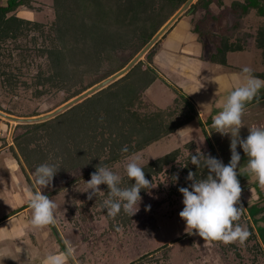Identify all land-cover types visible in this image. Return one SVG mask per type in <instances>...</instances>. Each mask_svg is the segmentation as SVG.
Returning a JSON list of instances; mask_svg holds the SVG:
<instances>
[{
	"label": "rangeland",
	"instance_id": "374dc122",
	"mask_svg": "<svg viewBox=\"0 0 264 264\" xmlns=\"http://www.w3.org/2000/svg\"><path fill=\"white\" fill-rule=\"evenodd\" d=\"M32 1L34 4L33 9L27 6H21L16 13L22 18L34 20L40 25L23 30L16 39L10 38L0 42V72H2L1 74L3 76H0V107L5 113H7L6 111L11 115H15L16 113L15 116L34 113L44 115L52 112L56 109V106L59 107L68 102L64 101L74 91L82 89V87L84 88L90 82H95L102 78L110 68L112 64L111 60H115L112 57L117 55L119 57L118 60L122 61L127 59L131 52V49L123 51V49L116 48L112 52V57L106 53H101V59L97 60L95 58L94 62H91V59L94 58L92 54H90L92 57L89 60L88 57L84 56L80 59L78 55L74 57L72 54L70 61H72L73 65L76 64L79 67L81 64H84L88 68L98 66L101 71L96 72L95 70L93 74L86 75L78 84H72V87L71 83H69L68 87H63L59 83H55L54 81H58L55 76L54 81H47L46 76L49 73H53V69H50L51 57L49 50L56 45V31L53 28L56 20L55 3L54 0ZM231 4L232 0H223L221 4H218L217 1L213 3L214 16L216 17L220 14L217 18L222 21L212 20V18L207 17L208 22H205V28H199L203 32L201 37L202 43H206L203 59L205 63L203 61L202 66L197 63L195 65L196 61L192 64L188 60V56H185L181 52V47L183 46L182 41H184L185 37L190 36L188 34L194 26L193 21L188 19L189 16H192L193 19L192 13H183L178 19V22H175L157 41V46L150 53L152 59L158 54L156 59L162 57L166 61H163V63L169 65V67H164L163 64L156 63L155 60L149 62L147 60V52L141 58V66L144 70L147 68L154 70L156 80L149 86H142L137 97L132 100V103L125 104V112L121 114L116 113L119 117H116L117 115L114 114L113 118L112 114L108 112L106 114L102 109H104L105 103L118 107L120 101L114 98L109 93L110 91L101 94L95 104L102 109L98 113L91 109L93 112L91 113L99 117L98 120L95 119V126L93 125L90 130L92 132L90 136H87L82 131L83 127L85 128L92 121V118L89 116L90 111L87 112L85 109L78 110L76 108L71 111L67 119L58 121L59 123L52 122L53 125L50 122L48 125L40 126L33 132H30L31 129L29 127H16V122L1 117L5 120V130L13 131L15 136L25 133H28V136H32L30 138L31 141L28 140L27 142L30 146V150L27 153L32 154V149H36L34 154H32L34 160L36 158H44V163L47 162L59 168V171L54 176L55 179L53 178V186L43 188V193L45 194V191L49 189L50 191L53 190L56 195L63 197L62 199L57 198L58 201L56 199L54 201L57 205L55 209L57 223L43 228H35L31 225L30 219L27 221V225H19L20 232L12 234L11 236L9 235L10 240L5 241L6 250L9 253L4 261H0V264H44V259L47 254H58L65 251L64 239L69 240L72 246L77 239L81 241V233L83 230L81 232L80 230L72 231V229L68 228V231H66L60 223L61 221H65L63 215L68 213V211L61 210L66 205L72 207L73 214L70 218H68L69 216L66 217L68 218V226H70V223L76 224L77 226V222L91 221L92 226H94L92 227L93 229L96 227L98 231L106 230L112 238L118 241L117 247L119 250L116 253L120 254L124 261L129 258H134L131 259L133 260L132 264H228L227 257L229 254H233V258L230 255L232 264H242L243 262L245 264L244 259H247L249 255L245 246H237L240 250L237 249L238 251L236 250V253L232 252L231 243L226 245L220 242L218 244L219 247H216L215 244L217 241L203 240L199 235H190L185 230V221L179 216V212L183 209L184 205L182 203V193L178 189L180 187H188L191 183V181L186 180L188 172L192 171L198 179H202L207 176L205 171H208L203 166V161L198 168L191 164L190 154H195L196 150H200L205 155L210 154L221 160L220 155L225 158L223 152L228 141V135L224 137L220 134L218 135V132L215 130L211 131V124L208 123L209 119L201 120L192 101L179 91V81L181 75H184V72L179 73V65L184 63L193 71L198 70L200 72V79L203 82L206 81L205 85L208 89L211 87L212 91L213 89L220 90V94L217 93L218 95H216L219 99L218 105H216L218 108L213 109L215 112L213 114L221 111L220 109H222L223 104L226 102L229 93L244 82V74L242 73L244 67H249L252 70V75L264 81V35L261 33L260 40L263 44L261 43L260 45L262 46L260 47L250 41L244 43L243 36L246 31L240 25L241 22L246 24L250 29L252 28L253 33L247 31L245 36L247 38L251 34H255L257 29L263 28L264 15H262L263 18H258L256 9H252L244 16L245 18H242L231 29L232 24L237 20L235 18L236 15L231 13V17L229 18L228 10L224 9L225 6ZM198 14L199 17L206 15L203 9ZM158 19L160 20V17ZM73 36L77 38V34ZM224 38L229 43H234L236 48L238 44H241L243 47H239L238 49L234 48L235 50L233 51L230 49L218 55V45ZM77 39H79L78 43L82 40L80 46L85 49L89 47L90 41H83L87 39L85 36L80 35ZM89 53H91V50H89ZM198 56L200 58L202 57L200 53ZM200 58L199 60L202 61ZM79 59L80 61H78ZM93 63L95 64L91 66ZM159 71L162 74L158 73ZM6 73L7 75H4ZM8 77L14 78L11 85L6 83ZM263 93L264 87L258 91L255 98ZM259 102H264V98L251 105H247V107L245 106V108L248 109L251 106L259 104ZM92 103L90 102L84 107L87 109L91 105L90 107L92 108L94 106ZM209 115L211 114L208 113L207 116ZM150 117L164 120L165 125L162 128L163 130L167 129L169 131L163 133L161 128L153 130L158 135H161L160 139L142 149H136L138 135L135 133L131 135V140L124 139L123 141V147L127 146L128 151L122 152L118 157H112L110 159L111 147L107 143L105 144V140L113 137L118 142L122 141L123 136L128 134L130 128H134V125H139V123L146 124L148 121L147 118ZM187 119L192 120L185 122L181 126L180 131H178L180 128H176L174 131L168 128H175V124ZM258 123L254 122V124L259 125ZM66 126L68 127V131H65ZM260 126H264L263 121ZM79 131H82L83 134ZM67 134L70 135L69 139L67 137V139L64 138ZM248 134V128L244 130L242 126L240 136L246 138ZM21 140L22 143L25 142L24 138ZM81 141H86L85 148L87 150L81 147ZM16 145L22 160L31 171L33 169L34 173L32 172L31 175L35 178L37 161H33L34 165L32 167L29 166L23 150H21L18 144ZM228 146L225 151H228L231 156V152H229L230 142ZM90 147H93V149L90 150ZM85 150L86 162H84L83 167H81L80 163L77 164L79 165L78 167H73L75 161H78L79 155L81 157V151L85 152ZM237 151L241 155V160L246 162H242L243 164L240 168L246 166L248 157L239 146ZM9 153L13 154V152L8 151L7 155ZM75 155H78L77 159ZM135 158H139L138 163L142 168L148 164H154L156 166V172L147 178L149 181H152L153 187L150 190L141 189L140 204L137 203L135 206H139V210L133 216L125 213L122 209L117 216L111 217L107 214V210L103 209V201L108 198L107 186L100 185L102 191L96 197L94 196L89 200L88 194L82 192L86 188L84 181L91 178V173L96 171V167L107 166L121 177L120 187H129L128 185L132 180L127 177L125 167L130 160ZM160 160L161 164L159 162ZM78 162L81 161L79 160ZM3 163L0 160V177L3 176L1 184H6V188L12 189L15 185L13 182L14 175L8 171V167ZM239 169L237 168V178L240 182L242 192L237 207H241V210H247L249 213H254L253 216L258 219L257 217L262 211L257 212L258 209L256 207L259 203L264 202V187L261 190L258 187L255 189L258 193L256 196L259 197L256 203H243V197H246V191L244 190L248 188H244L243 186H247L251 182L256 185L258 181L254 174L250 173L247 168ZM24 174L26 172L21 170L18 175L24 177ZM1 196L2 191H0ZM68 199L72 202H68ZM146 208L149 210H145ZM82 209L86 213L87 218H84L85 220L80 217V214L83 212ZM236 223L242 225V216ZM57 224L59 227H63H60L61 233H64L63 237L58 233L59 229ZM111 227L118 228V230L114 231ZM111 230L113 231L112 233H110ZM94 234L91 236V250H87V252L95 253L93 245L95 248L101 247L98 243V237H95ZM33 239L38 241L39 248L31 245ZM130 239L132 243L127 242ZM86 247L83 244H81L79 249L74 247V255L77 257L83 251V248ZM214 247L216 250H214ZM255 249H257V246H255ZM221 254L223 257H221ZM82 263L86 264V261H80V264ZM67 264H76V262L69 257Z\"/></svg>",
	"mask_w": 264,
	"mask_h": 264
},
{
	"label": "trees",
	"instance_id": "16d2710c",
	"mask_svg": "<svg viewBox=\"0 0 264 264\" xmlns=\"http://www.w3.org/2000/svg\"><path fill=\"white\" fill-rule=\"evenodd\" d=\"M187 1L188 0H54L56 9V20L53 28L56 31V45H54L49 50L51 57L50 69H53V73H49L48 76H46L47 81H54L55 76L56 80H58L57 82L54 81L55 83H59V85L63 87H68L69 83H71L72 87V84H78L86 75L93 74L95 70L96 72L101 71L98 66L88 68L87 65L85 66L84 64H81V66L79 67H77L76 64L73 65L72 61H70L72 54L74 57L75 55H78V58L80 59H82L84 56L88 57V60L90 59V57L94 56V58L91 59V62H94L95 58L97 60L101 59V53H106L110 57H112V52H114L116 48L123 49V51L131 49L129 57L125 60H118L119 57L117 55L115 57H112L115 60H111L112 64L107 70V72H105L102 78L98 79L95 82H90L84 88L82 87V89L74 91L72 95L67 98L64 102L69 101L74 97L82 94L94 85L102 82L106 78L123 69L154 37V35L161 29V27ZM216 1L218 4L223 3V0H197L186 11V13L191 12L193 15L192 21L194 23V26L192 27V31L198 34L200 40H202L201 37L203 33L200 31V29L202 27L205 28V22H208L207 17L212 18V20H219V18L217 17H219L220 14L215 17L212 8L213 3H215ZM21 6H27L32 9L34 8L32 0H0V42L10 38L16 39L23 30L29 27L40 25L34 20L18 16L16 11ZM201 9L205 11L206 15H202L201 17H199L198 13ZM224 9L228 10L227 12L229 18L231 17V13L236 15L235 18L237 20L231 26V29H233L238 24V22L252 9H256L258 15H264V0H232V4L229 6H225ZM159 17L160 20L158 19ZM260 31V33L264 35V27L261 28ZM74 34H77V38H79L80 35L85 36L87 39L83 41H90L89 47L85 49L84 47L80 46L82 40L78 43L79 39L75 38V36H73ZM157 43L158 42H156L146 54L147 60L149 62H152L153 60L151 58L150 53L153 49H155ZM261 43L262 42H260L259 44ZM74 45L75 47H73ZM204 46L206 47V43H204ZM234 48H236L235 44L229 43L224 38L218 45V55L227 52L230 49L233 50ZM89 50H91V53H89ZM90 54H92V56ZM80 59L78 61H80ZM95 63L91 64V66H93ZM141 65L142 60H139L124 76L110 83L108 86L103 87L99 91L91 94L90 96L73 105L71 108L57 114L54 117L37 123H19L17 124V127H29V129H31L30 132H33L40 126L48 125V123L50 122L51 124L52 122L59 123L58 121L67 119V117L70 116L71 111L77 108L78 110L85 109L87 112L90 111L89 116L92 118V121L88 123L87 126L84 125L85 128L83 127L82 130L86 133L87 136H90L92 134L90 130L92 129L93 125L95 126V121L98 120L99 117L98 115L95 116L94 114H92L93 112L91 111V109L93 111H96L97 113L100 109H102L101 107L95 104L98 101L97 99L100 98L101 94H104L106 91H110L109 93H111L114 98H117L120 101L118 107H114L105 103L104 109H102L106 112V114L107 112L112 114V117L114 118V114L117 115V112L120 114L125 112V104L132 103V100L137 97V94L141 90L142 86H149L152 82L156 80V74L153 72L154 70H151V68H147L146 70H144ZM1 73L2 72H0V76H2ZM4 75H7V73ZM13 80V77H8L6 83L11 85V82ZM90 102H93L92 104L94 106L91 108L90 105L86 109L84 106H86ZM57 107L58 106H56V108ZM0 110L4 111L1 107ZM6 112L9 113L8 111ZM37 115L39 116L40 114H21L18 116L33 117ZM116 117L119 116L117 115ZM154 118H147V120L149 121L150 119V121H147L148 123L146 122V124L139 123V125H134L135 129L130 128L128 134H125L123 136L124 138H122V141H120L121 143L116 141L117 139L113 137L108 139L109 141L105 140V144L107 143V145L111 147V156H109L110 159H112V157L116 158L122 153L121 149L123 148L124 139L131 140V135H134L135 133L138 135V145L136 146V149H142L145 146L160 139L161 135H158V133L154 132L153 130L159 128L163 130L162 126L165 125V122L164 120H158ZM80 120L83 121L82 118H80ZM190 120L192 119H187L180 123L178 122L177 124H175V128H168L174 131L176 128L181 127L185 122ZM208 123L212 124V120L209 119ZM66 130L68 131V127L65 129V131ZM82 131L79 132L82 133ZM166 131L169 130L164 129L163 133ZM80 133L79 135H81ZM20 135H16L15 140L21 150H23L25 156L27 157V162H29L28 165L32 167L34 165L33 161H37V166L43 164L44 158H36V160H34V158L32 157V154H34L36 149H32V154L27 153V151L30 150V146L27 142L28 140L31 141L30 138L32 136H28V133ZM69 136L70 135L67 134V136H65L64 138L69 139ZM21 137L24 138V143L21 142ZM80 145L84 149L86 147V141H83L82 144L80 143ZM85 149L87 150V148ZM92 149L93 147H90V150ZM86 150L85 152L81 151V157L79 155L78 159V161L80 160L81 162L75 161L73 167H78L79 165L77 164L79 163L81 167H83L84 162H86ZM75 156L77 159L78 155ZM159 162L161 164V160ZM155 167L156 166L154 164H148L146 166H143L146 178L152 176L153 173L156 172ZM205 172L208 175V171ZM132 183H134V181H131L128 186L130 187ZM256 208L258 209V211L256 210L257 212H263L264 204L262 206L257 205ZM251 214L253 215L254 213L251 212Z\"/></svg>",
	"mask_w": 264,
	"mask_h": 264
},
{
	"label": "clouds",
	"instance_id": "9594fccd",
	"mask_svg": "<svg viewBox=\"0 0 264 264\" xmlns=\"http://www.w3.org/2000/svg\"><path fill=\"white\" fill-rule=\"evenodd\" d=\"M242 73L244 82L229 93L222 110L213 118L211 124V131L215 130L221 136L230 137L229 163L224 164L222 160L196 150L195 154H190V162L198 168L203 161V166L208 169V175L206 178L198 179L194 172L189 171L186 180L191 183L188 187L178 189L183 196L184 207L179 216L185 221V230L189 234L199 235L203 240L219 241L226 245L236 241L244 243L250 236L246 227L236 223L242 215L241 207H237L242 192L237 178V168L241 160V155L237 151L238 146L248 157L247 170L254 174L258 184L264 187V126L248 127L247 137L240 136V129L244 126L242 115L245 105L264 87V81L252 75L249 67H244ZM121 151L127 152V146ZM138 159L130 160L125 167L127 177L134 181L130 187H120L121 177L107 166H99L91 173V178L84 181L86 188L82 192H86L88 199L91 200L102 191L100 185H106L108 198L103 201V209L107 210V214L115 217L123 209L125 213L133 216L139 210V206H135L137 203L140 204L141 189L150 190L153 187ZM58 171L57 166L48 163L40 164L35 170L33 184L38 187L27 193L28 206L32 213L30 223L35 228L57 223L55 218L57 205L40 191V188L49 187ZM63 243L65 251L60 254H47L44 264H67L69 257L75 260L71 242L64 239Z\"/></svg>",
	"mask_w": 264,
	"mask_h": 264
},
{
	"label": "crops",
	"instance_id": "0c3cea01",
	"mask_svg": "<svg viewBox=\"0 0 264 264\" xmlns=\"http://www.w3.org/2000/svg\"><path fill=\"white\" fill-rule=\"evenodd\" d=\"M243 18H245V17H243ZM258 18H263V16L258 15ZM188 19L190 21H192V16H189ZM256 21H258V20H256ZM176 22H178V20ZM240 25H242L243 30L246 31L245 35L243 36L244 37V39H243L244 43H247L250 41L251 43H255L256 46L257 45L259 47L262 46L259 44L261 42L260 38H261L262 34L260 33L261 32L260 30L262 27L257 29L256 31L254 30L255 34H251L250 36H248L246 38L245 36H246L247 31L248 32L250 31L251 33H253V31L251 30L252 28L250 29L246 24L241 23V22H240ZM263 27H264V25H263ZM174 28H175V26H174ZM188 35H190V36L185 37L184 41H182L184 47L183 46L181 47V52L185 56H188V60L191 61L192 64L194 63V61H196L195 65L197 63L200 66H202L203 65L202 62L204 61V63H205V60H203L204 54H205L204 53L205 46L202 43V40L199 39V36L197 33L193 32L191 30ZM239 47H243V46L241 44H238L237 48H235V49H238ZM235 49H233V50H235ZM233 50H231V51H233ZM199 53L202 55L201 58L198 56ZM157 56H158V54L153 59L156 61V63L163 64L164 67H169V65H166L163 63V61H165V60H163L162 57H160V58L158 57V59H156ZM199 58L202 59V61L199 60ZM263 62H264V60H263ZM207 65L209 66V64H207ZM178 69H179V73L184 72V75H181V79L179 81L180 82L179 83L180 84L179 85V91L182 92V94L184 96H186L189 100L192 101V103L194 104L196 111H197L198 115L200 116L201 120L202 119L205 120L206 118L213 120V118L218 114V112H217V114H213V113H215L213 109L218 108V106H216V105H218L219 99L217 98L216 95L220 94V90L213 89V91H212L211 87L208 89L207 86L205 85L206 81L203 82L202 79H200L201 78L200 74H199L200 72L198 70L193 71L189 66L185 65L184 63H181L179 65ZM158 73L162 74L160 71ZM220 110H222V109H220ZM208 113L211 114V115H209L210 117L207 116ZM1 117L3 119L10 120L8 118L0 116V160L4 162L3 164H5L6 167H8V171H10L12 173V175H14L13 182L15 184L12 189L10 188L11 189L10 190V189L6 188V184H1L3 176L0 177V191H2V196L0 197V245H1L0 246V248H1L0 249V261H4V259L6 258V256L9 253V251L6 250V246H5L6 242L5 241L10 240V236L12 234H17L18 232H20L19 225L25 226L28 223L27 221L31 219L32 213H31L30 207L28 206V195H27V193L29 190H33V191L36 190V188L38 186L33 184L34 178L31 175V173L33 172V169L31 168L32 169V171H31L28 168V166L22 160L19 150L17 149V145H16L17 142L15 140L14 132L13 131L11 132V130L8 131L7 129L5 130V128H4V125H5L4 121L5 120H3ZM262 117H264V102H262V103L259 102V104L255 105V106H251L248 109L244 108L243 115H242V121L244 124L243 129L245 130L248 127L260 126L262 121L264 122V118H262ZM254 122H259L258 123L259 125L254 124ZM16 124H18V122H16ZM16 127H17V125H16ZM179 128L180 129L178 131L181 130V127H179ZM218 135H219V133H218ZM224 137H227V135ZM229 142H230V137L228 136V141H227V145L225 147V150L229 147L228 146ZM225 150L223 152L225 158H223L222 155H220V158L224 164H228L231 156L228 153V151H225ZM8 151L13 152V154L9 153V155H7ZM229 152H230V150H229ZM242 162L246 163L244 160L243 161L240 160L239 165H238L239 166L238 169L240 168V166H242V164H243ZM243 168H246V166L241 167L240 169H243ZM21 170L26 172V174H24V177H20L18 175V174H20ZM256 185H254L253 182H251L249 185L243 186L244 188L248 187L246 190H244V188H243V190L246 191L245 192L246 197L245 198L243 197V201H244L243 203H245V204L246 203L247 204L256 203L257 200H259V197L256 196V194H258V193L255 191V189L258 187L261 190L262 187L259 184H256ZM51 186H53L52 183L49 186V188ZM55 187H57V185H55ZM40 191L43 192V188H40ZM45 194L48 195L53 201H55V199L58 201L57 198L62 199V197H63V196L60 197V196L56 195L55 192H53V190L50 191L49 189L47 191H45ZM67 201L72 202L69 199ZM263 204H264V202L259 203L258 205L262 206ZM243 207H245V206H243ZM61 210L65 211V212L68 211V213L66 215L65 214L63 215L65 218V221L60 222L61 225L64 226L66 231H68V228L72 229V231L80 230V232H81V230H83L81 233L82 240L79 241V239H77L76 242H74L73 249H74V247H77V249H79L81 244L86 245L87 247L83 248V251L81 253H79V255L77 257L75 256L74 261L76 262V264H80V261L81 262L86 261V264H132L133 260H131V259H134V258H129L126 261H124V260H122V256L120 254L116 253V251L119 250V248L117 247L118 241L116 239L112 238V236L109 235V232H107L106 230L98 231V229L96 227L93 229L92 227H94V226H92L91 221H89V220L86 222L85 221L77 222V224H78L77 226H76V224H71V223H70V226H68L67 225V223H68L67 219L73 215L72 214V207L69 205L68 206L66 205V206H63ZM241 212H242V215H241L242 216V226L247 228V230L250 232V236L242 244L239 241L231 243L232 252L236 253L237 249L240 250V248H237V246H239V247L245 246L247 248V251L249 252V255L247 256L248 258L244 259L245 264H264V212L259 213L257 218L260 220L256 219L251 214V212L249 213L247 210L246 211L241 210ZM67 216H69V217L66 218ZM80 217L83 219L87 218L84 210H83L82 214H80ZM81 218H80V220H81ZM83 225H84V227H83ZM62 226H60V227L63 228ZM57 227L59 229L58 233L61 234V236L63 237L64 233H61V231H60L61 229L58 226V224H57ZM10 228H12V229H10ZM112 229H114V231L118 230V228H112ZM112 232L113 231L111 230L110 233H112ZM93 233H95L94 234L95 237H98V243H99V245H101L100 248H95L93 245V249L95 250V253L87 252V250H91L90 248H91L92 244H90V242H92L91 236L93 235ZM82 235H85V236H82ZM190 235H196V234H190ZM18 236H19V234H18ZM131 241L132 240L130 239L127 242L130 243ZM219 243H220L219 241L216 242V244H215L216 247L217 246L219 247V245H218ZM31 245L39 248V243L36 239L32 240ZM255 246H257V249H255ZM36 247H34V248H36ZM214 250H216L215 247H214ZM58 254H60V253H58ZM90 255H91V258H90ZM230 255H232V258H233V254L228 255V257H227V263L228 264H232L231 263L232 260L230 258ZM92 257H93V259H92ZM221 257H223L222 254H221ZM242 264H244V262Z\"/></svg>",
	"mask_w": 264,
	"mask_h": 264
},
{
	"label": "water",
	"instance_id": "95a60500",
	"mask_svg": "<svg viewBox=\"0 0 264 264\" xmlns=\"http://www.w3.org/2000/svg\"><path fill=\"white\" fill-rule=\"evenodd\" d=\"M195 0H188L165 24L164 26L154 35V37L142 48V50L121 70L116 72L115 74L111 75L110 77L106 78L102 82L96 84L95 86L91 87L90 89L86 90L82 94L74 97L73 99L69 100L65 104L59 106L52 112H49L44 115L33 116V117H19L15 115H11L5 113L0 110V115L13 120L18 123H32L38 121H44L50 119L57 114L65 111L66 109L72 107L76 103L80 102L81 100L85 99L86 97L90 96L91 94L99 91L106 85L114 82L115 80L124 76L141 58L149 51V49L166 33V31L180 18V16L187 11V9L194 3ZM264 98V93L259 95L257 98L248 102L245 106L250 105L259 101L260 99Z\"/></svg>",
	"mask_w": 264,
	"mask_h": 264
}]
</instances>
